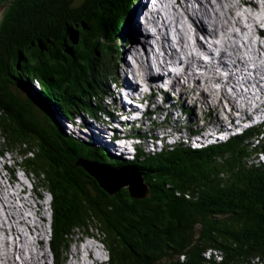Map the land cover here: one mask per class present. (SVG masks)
<instances>
[{"label":"trees","instance_id":"16d2710c","mask_svg":"<svg viewBox=\"0 0 264 264\" xmlns=\"http://www.w3.org/2000/svg\"><path fill=\"white\" fill-rule=\"evenodd\" d=\"M136 1L12 2L0 22V136L6 143L0 153L19 147L23 168L51 192V248L57 259L79 234H91L96 227L109 264L264 260L261 129L201 150L185 144L159 153L139 149L128 161L67 134L55 119L57 113L68 120L75 114L95 116V105L101 108L109 88L103 71L93 69L90 81L69 93L74 81L66 66L75 61L85 68L92 56L110 54L113 38L128 37L125 27ZM34 81L38 87L33 89ZM252 137L257 145H251ZM78 159L139 171L151 196L136 200L127 189L108 196L82 169L67 166Z\"/></svg>","mask_w":264,"mask_h":264},{"label":"bare ground","instance_id":"6f19581e","mask_svg":"<svg viewBox=\"0 0 264 264\" xmlns=\"http://www.w3.org/2000/svg\"><path fill=\"white\" fill-rule=\"evenodd\" d=\"M140 1L138 0L136 3V6L134 7V14L133 17L136 18V24L131 26V34L128 35L129 40H125V42L122 44V48L124 49L125 55L128 59V56L136 58L134 60V64L139 68H144V66H149L151 63L150 61H154L151 63V65H157L158 68L162 67L166 63V60H175L178 55L176 50H172L171 55L168 53L167 57L163 58L161 63V58H159V55L156 51V49L151 46L147 40L149 39H157L158 42L161 44L163 48L166 46L171 47L173 46L174 42L168 35V29L169 27H174L176 33H179V40L182 41V44L184 43V40L186 39L185 35L182 34V31L180 29H176V25H173L172 22L168 23V17H165L162 12L161 14H158L156 16L161 17L163 20L164 28L163 29H157L156 34L154 35L149 29V31H145V34L141 32V30L146 29V23L142 21V18L139 13V7L142 5ZM141 4H139V3ZM207 3V4H205ZM248 3V0H246V4ZM144 4V1H143ZM251 4V10L249 13H245V17L249 19L250 21H254V11L258 10V7L254 3ZM166 5H171L172 9L177 10L179 7L182 8L183 13H186V10L190 7L192 9L193 17L197 21V25L199 27V38L201 41H203L207 37V30L205 31V28H207V25H211L213 29L210 31L211 37L215 38V36H218L219 32H223L226 36H228L233 30H234V22L237 24L238 19L234 20V13L236 10L240 8V1L239 0H216L215 2H212V0H180L177 2V6H174L171 1L166 2ZM260 5V4H259ZM264 9V7L262 8ZM262 11V10H261ZM154 16V17H156ZM183 17V15H182ZM239 19L240 13H239ZM135 19L133 20L132 24L134 23ZM202 22V23H201ZM168 27V28H167ZM196 27V28H198ZM203 29V33H202ZM211 45V41H209ZM184 52L187 51V45L185 43ZM225 51L222 54V57H225L228 59V61L235 60L234 67L230 64V62L224 61L221 63L223 65V68L226 70H233V68H237L242 65L240 59H238L239 54L241 53V49L238 45L234 43H225ZM260 51H264V48H258V50H251L250 52H256L258 54ZM148 54V56H147ZM149 54L154 55L152 58H149ZM144 56H147L144 58ZM191 63L199 64L197 56L195 54H191L189 56ZM246 64V63H245ZM131 68V62L127 60V66L121 67L120 71L118 69V72L121 74L117 75V80L119 82V86L117 89H113V81L110 80L108 86V90L113 91V97L109 98V96L106 94L105 97L107 99L102 100L101 108H99V114L103 118H99L100 122H92L87 123L85 126H81L83 129L82 134L87 135H97L101 139H106L105 141L107 143H113L116 148H120L121 144L118 143L116 137L113 138V132L121 131L123 129L124 123L130 121V122H139L143 119H148V115H150L152 118L160 117L159 115L164 114L166 118L168 117L170 120V114L174 117V115L178 113H182V115L185 116V118L182 120L183 122L187 118H192L195 116V118H201L202 122H206L203 117L206 116L208 119L207 125H210L212 120L217 119L224 120L226 125H229L224 117L218 114L216 117H212L211 119L208 118L209 114L206 107H213L215 106L212 102H210L211 98L207 101L204 97L201 99V105H195V102L193 101V105H191V115L188 112H183V110L175 109V106L178 103V98L181 95V92H183V88L180 86L177 79H171L165 82L167 86H170L169 88H157L153 86H148L145 90H140L139 93H135L134 91L129 90V88L126 86V76H124L122 73L124 71H128ZM191 66L187 68L188 72H191ZM214 70V69H212ZM240 71H243L242 66L239 67ZM263 69H257L256 72L260 73ZM217 74V71H214V74ZM205 76H208L207 73H204ZM17 76V75H16ZM101 76V75H100ZM112 77V74H110ZM135 76H139L137 72H135ZM184 77L186 79H183L181 82L185 83L186 86H188L191 79H188V74H185ZM263 79V77H260ZM107 75H104V83L106 82ZM258 82V79H256ZM207 82L209 79L206 80ZM261 82V81H260ZM116 83V82H114ZM233 83V81H231ZM136 85H132V88L134 90H139L141 87L136 86V89L134 88ZM264 87V84H263ZM264 88H261L262 90ZM68 90V89H67ZM187 91V89H186ZM194 95V94H193ZM204 95V94H202ZM225 99H230L229 95L224 92L222 95ZM196 99V97L194 98ZM186 101V100H183ZM182 101V104H184ZM196 101V100H195ZM103 102H105L103 104ZM107 103V104H106ZM208 103V104H207ZM186 104L188 102L186 101ZM205 105L202 106V105ZM221 109V108H220ZM198 110H202L201 116L198 115ZM188 111V110H187ZM196 112V113H195ZM198 118V119H199ZM180 121V118H176V120L172 121V123L176 124ZM197 121V120H196ZM195 121V122H196ZM170 122V121H169ZM189 124H193L192 122ZM187 124V125H189ZM197 124H200L198 122ZM200 126V125H199ZM152 127V126H151ZM231 130H235V127H231ZM230 130V131H231ZM73 131V130H71ZM80 132V131H79ZM173 133L168 132V136L166 134L164 138L174 136V138H182V134H187L188 131H183V129L180 130H174ZM81 133V132H80ZM29 140V139H28ZM29 142V141H28ZM156 147L159 146L163 150L166 148V145L161 140L157 141L156 143L154 141H151ZM158 144V145H157ZM34 145V144H33ZM127 144H125L126 147ZM150 145V144H149ZM21 146V145H20ZM124 147V146H123ZM152 149V152L154 149L152 146H150ZM84 149V148H83ZM90 152V151H89ZM0 169L1 163H0ZM12 190V191H11ZM17 198L22 203V208L16 209L15 201ZM34 202H32L33 205ZM0 205L4 209L5 214V220H1L2 226L0 227L1 233H3L6 236L13 235L16 237V239L11 244L12 251L9 250L8 246H10L9 241L0 239V264H15L16 260L14 258L15 254L20 253L21 255H24V248L25 245L24 239L26 238L27 241V247L30 250V254L32 255L31 261H28L24 258L25 264H40L43 259L47 257V253L45 252L43 245L38 243H29V235L25 232L24 229L19 227L20 225H25V227L29 230L31 235H37L41 236L40 234H43V228L40 224V220L38 218H35V220L30 219V215L26 213L27 209L31 208L30 200L26 197L21 196L18 189H16L14 186L11 187V189L8 187L6 180L4 177L0 174ZM8 210V211H7ZM39 215V214H38ZM35 216V215H34ZM21 217L22 221H19L18 218ZM29 220V222H28ZM9 222L12 224V227H10ZM6 225H9V227H6ZM35 231H34V230ZM39 234H38V233ZM22 242V243H21ZM80 244H83V241L79 242ZM90 247V245H89ZM35 249V251H33ZM2 251V252H1ZM255 252V251H254ZM258 252V251H257ZM264 256V255H263ZM30 260V259H29Z\"/></svg>","mask_w":264,"mask_h":264},{"label":"clouds","instance_id":"9594fccd","mask_svg":"<svg viewBox=\"0 0 264 264\" xmlns=\"http://www.w3.org/2000/svg\"><path fill=\"white\" fill-rule=\"evenodd\" d=\"M36 86H37V82H36ZM105 99H107V97ZM95 110H96V115H97L98 119L102 118V117H100V114H99V105H97V104L95 105ZM96 115L95 116H90V117L89 116H85V117H87V118H96ZM59 116H60L61 119H63L64 123H62L60 120H57V122L62 128H64V130H65V132L67 134H71V136H73L76 139L81 140V141H85V142L93 141V143L96 146H101V147L105 148L104 141L100 137H91L90 140H83V139L86 138L84 135H87V134H82V133L80 134L79 137H76V136L79 135V131L74 129V128H72V126L74 125L73 122H72L73 118L68 120V119H66V117H64L60 113H57L55 118L59 117ZM164 116L165 115L163 114V117ZM79 117H81V116H79ZM157 118L158 119L153 118L154 122H153L152 125H150V122L148 121L149 127H147V128H155L154 131H149L150 133L153 134V136L150 135V136H148V138H146L147 135L140 134L142 132V130L144 129L143 127H141L143 129H141L139 131H136V130L132 129L133 127H131L132 122L124 123L122 132L125 134V136L128 137V139H122L119 134H117L116 139H117V141L119 139L118 143L121 144V147L119 148V150L122 151L123 146H125V144H127L126 147H130V154L131 155L130 154H128V155L119 154L118 156L117 155L116 156L119 157V158H124V159H126L128 161H133L137 157V155L139 154V151H138L139 149H143L148 154L149 153H155V152L159 153V152L163 151V149L160 148L159 146H158V149L157 150L154 149L153 152H152V150L148 149V148H150L148 143H149V141L151 140L152 137H157L162 142L164 141L166 143L170 140V138H172V139L174 138V136H171L170 138L169 137L164 138L165 137L164 135H160L159 133L156 132L158 126H160L162 128L165 126L164 125L165 123H164L163 119H161L159 117H157ZM65 125H67L68 128ZM71 130H73V131H71ZM195 133L196 132L194 130L188 129V134L190 136H194ZM74 135H76V136H74ZM158 135H160V136H158ZM166 135L168 136V131L166 132ZM88 136H95V135H88ZM131 136H133V137H131ZM134 137L139 138L140 142H136L134 139H132ZM162 138H164L166 140H163ZM1 140L2 139H1V136H0V142H1ZM166 143H165L166 147H175V146H170V145H168ZM175 144H178V143H175ZM178 145H180V144H178ZM11 154L12 153L9 152V151L5 152L3 155L0 153V158L2 159V157H3V159L1 160L2 163L0 162L1 166L3 165V163L5 164L4 166H2L1 172H5L6 174H8V175H10L12 177L16 176V178H18L17 174L19 173L20 175H23V177H20V179L24 178L26 180V182H27V184L29 186V189H28L29 193H27V194L25 193L24 197H26L29 200H31V202H30L31 205H32V202H34L33 205H32V208H29L28 214L30 215L32 220L35 219V218H38L40 220V224H41V226L43 228V234L41 236H37L35 234H34V236L38 240L37 243L40 242L42 245L47 247L48 253H47V251H46V253H47V255L49 254L50 262H52L53 260H56V264H109V261H110L109 251L107 250L105 244L103 243L102 236H100L99 233H91V234H83L82 233V234H79V237H77L76 240L73 243V244H75V249L72 250L71 249L72 246H71L69 251H68V253H66L64 255L65 257L63 256L62 260L59 261V259H57V257L55 256V254H54V252H53V250L51 248V243H52L51 223H52V219H53L52 207H51L52 201H53L52 194L47 188L46 189L41 188L42 191L37 194L38 184L34 182L35 181V177H32V174L30 172H27L23 168L21 162L18 163V166H17L16 160L13 159V157H15V155L12 154L13 155V157H12ZM7 155H10V156H7ZM113 155H115V154H113ZM10 160H13V164H10ZM93 162H96V161H93ZM99 164L105 165L103 163H99ZM105 166L112 167L110 165H105ZM112 168H114L116 170L134 171V170H132L130 168L129 169L128 168L117 169L115 167H112ZM135 172L140 173L139 171H135ZM140 174L142 175V173H140ZM17 182H19L18 179H17ZM19 187L20 186H18V188ZM34 194L37 195L36 201H33V198H32ZM47 196H48L49 199L45 200V199H47ZM40 200H43L42 204H40ZM19 208H22V205ZM2 213L4 214V209L0 210V215H2ZM20 226L26 228L24 225H20ZM46 230L49 233V239H50L49 242H47V245L45 244V237H44V232ZM91 238L96 239V244H94V245L93 244L92 245L91 244H87V241L89 239H91ZM80 241H83V244L81 245V247H79L77 249V246H79L78 243ZM89 245H90V247L87 248ZM95 245H97L99 247V250L102 253V256L99 257V258H95L96 255H95L94 248H93V246H95ZM69 253H70V255H69ZM206 256L209 258V252L206 253ZM256 258H260V257L253 258L251 260V262L253 260H255ZM100 259H104V261H101ZM42 263H43V260L41 261V264Z\"/></svg>","mask_w":264,"mask_h":264},{"label":"rangeland","instance_id":"374dc122","mask_svg":"<svg viewBox=\"0 0 264 264\" xmlns=\"http://www.w3.org/2000/svg\"><path fill=\"white\" fill-rule=\"evenodd\" d=\"M138 1V0H137ZM136 1V2H137ZM144 2L145 1H147V0H143ZM143 1H140L141 3H142V5L140 6V7H144L143 5ZM183 1V0H182ZM216 0H212V2H215ZM240 1V0H239ZM244 2H245V4H246V0H243ZM139 3V2H138ZM141 3H139V4H141ZM137 4V3H136ZM205 4H207V3H205ZM259 7L262 9V6H264V0H260L259 1ZM145 8H146V6H145ZM180 9H182L181 7H179ZM177 9V10H174V9H172V7H171V5H166L165 4V9L167 10V11H169V12H167L168 14H170V15H172V11H170V10H173V21H172V23H173V25H176L177 23H179V22H181V13H180V9ZM261 9H259L260 11H261ZM239 10V9H238ZM238 10H236L235 12H233L234 13V20L233 21H235V19H238V22H237V24H235L236 22H234V26L235 25H238L239 24V22L242 20V17H241V15H240V18L241 19H239L238 17H239V13H238ZM251 10V9H250ZM249 10V11H250ZM263 9H262V13H263ZM134 12H135V10H133V14H134ZM194 13V12H193ZM246 13V12H245ZM133 14L131 15V14H129V18H128V20H127V26L125 27V32H126V36H127V27H128V23H129V21H130V26H129V29H128V34H129V36H130V34H131V30H130V28H131V26H133L134 24H136V18L135 17H133ZM165 17H168V15L167 14H163ZM244 17H245V14H244ZM135 19V21H134V23L132 24V22H133V20ZM235 29V28H234ZM259 30L262 32V34H264V27H260L259 28ZM234 31V30H233ZM141 32H142V34H143V32H144V30L142 29L141 30ZM183 34V33H182ZM184 35V34H183ZM117 38H113V41H111L112 43L110 44V47L108 46V48H109V51H110V54H105V53H103V52H100V54H99V56H92V58L94 59V61H92V63L88 66L87 65V67L85 66V68H80V67H82V66H84V64L83 63H81V62H69V64L66 66V69H67V75L68 76H70L71 77V80L72 81H74V82H71V84H70V86L68 87L69 89H68V92L70 93L71 91H73V90H75V86L76 85H81V86H85V83H86V81H90L89 79L91 78V75H92V71H93V69H98V70H101V71H103V72H105V73H101V78H103L104 79V75H107V79H106V82H105V84H107L108 82H110V80L112 81L113 80V82H116V83H118V80H117V73H118V75L119 74H121L120 72H118V69L120 70V71H122L121 70V67H123L124 66V62H125V66H127V57H126V55H125V52H124V49L122 48V44L125 42V40H129L128 38H125L123 35H119V36H116ZM215 37H217V36H215ZM166 49H167V47H166ZM254 50V49H253ZM255 51V50H254ZM262 52H264V51H262ZM260 53V52H259ZM129 58H128V60L130 59V56H128ZM109 63V66H107V64ZM90 66H91V70H90ZM144 67H146V66H144ZM99 72V71H98ZM98 72L96 73V74H98ZM109 72H114L112 75V77H110L109 78V76H110V74H109ZM115 77H116V79H115ZM126 80H128V78L126 77ZM89 83V82H88ZM179 84H180V86L183 88V92H181V95H180V97L178 98V103H177V105L175 106V109H179V110H183V112H188V113H190V115H191V112L192 111H190L191 110V105H189V104H186V101H183V100H185V97H183L185 94H186V89L187 90H189V91H194V90H199V86H200V84H198V85H195L194 86V88L191 90V84H192V80L189 82V83H187V84H189L188 86H186L185 85V83H183V82H179ZM264 84V83H263ZM69 85V84H68ZM33 89L34 88H37V86H36V82L34 81L33 82ZM134 88L136 89V86H134ZM260 88V87H259ZM105 92H107V95L109 96V98H111V97H113V91L110 89V90H106L105 89ZM211 93L213 94V92L211 91ZM194 95H197V94H194ZM202 97H204L207 101L209 100V95H206V94H204V95H200V96H196V99H194V100H196V102H195V105L197 106V105H201V100H199V99H201ZM106 97L104 96V99H105ZM182 101H183V103L184 104H182ZM211 101V100H210ZM105 102H103V104H104ZM107 104V103H106ZM208 104V103H207ZM214 104V103H213ZM105 105V104H104ZM192 105H193V102H192ZM205 105L206 104H204V105H202V106H204L205 107ZM206 109H207V111H208V113H216V112H218V114L220 113V107L219 106H213V107H206ZM188 110V111H187ZM198 112V115L197 116H201V115H199V114H201V112H202V110H198L197 111ZM100 117H101V115H100ZM103 118V117H102ZM199 118V117H198ZM195 118V116L194 117H192V118H187L184 122L182 121V119H180L181 121H182V127L186 124V127H190V126H188L187 124H189V123H193V124H195V121H196V123H198V122H200V124H196V125H193V126H191L190 128L193 130L195 127H202L203 126V124H202V120H201V118ZM208 118H209V116H208ZM56 119V121L57 120H60L62 123H64L63 122V119H61L60 118V116L59 117H56L55 118ZM167 120L169 119L168 117L166 118ZM203 119L205 120V121H207L208 119L206 118V116L205 117H203ZM145 120H147V121H149L150 122V125H152L153 124V122H154V120H153V118L150 116V115H148V119H143V120H141V121H139V122H137V124H140V128H139V130H141V129H143L142 130V132L140 133V134H145V135H147L146 136V138H148V136H153V134L152 133H150L149 131H154V129L155 128H147V127H143V121H145ZM170 121V120H169ZM167 122L170 126H173V123L170 121V122ZM72 122H73V126H72V128H74V129H76V130H78V131H80L81 133H82V131H83V129L81 128V126H85L87 123H92V122H100V119H98V117H97V115H96V118H87V117H79L77 114H75L74 116H73V120H72ZM87 122V123H86ZM128 122H130V121H128ZM128 122H126V123H128ZM156 122V121H155ZM178 123V122H177ZM67 124V123H66ZM155 124V123H154ZM200 125V126H199ZM67 128H68V126L67 125H65ZM124 126V125H123ZM141 127H143V128H141ZM123 128V127H122ZM122 130L123 129H121V131H118V133H116V131H114L113 132V138L114 137H117V134H119L120 136H121V138L122 139H128V137L127 136H125V134L122 132ZM184 131V130H183ZM79 132V135L78 136H76V135H74V136H76V137H79L80 136V133ZM86 138L85 139H83V140H90V138L91 137H99V136H97V135H95V136H88V135H84ZM158 136H160V135H158ZM193 137V142H196L197 140H198V138H196L195 136H192ZM82 139V138H81ZM104 142H106L104 139H102ZM160 139L159 138H157V137H152L151 138V140L149 141V143H148V145L149 146H152V148L153 149H155V150H157L158 149V146H157V148H156V146L151 142V141H154L155 143L157 142V141H159ZM180 140V138H174V139H172V138H170V142L171 143H174V142H177V141H179ZM5 142L3 141V140H1V142H0V150H2V149H4L5 148ZM110 144H112V143H110ZM103 145V144H102ZM106 146H108L107 144H105ZM158 145V144H157ZM149 150H152L151 148H148ZM20 149H19V147L16 149V151H13L14 153H12L13 155H15V157H13V155L11 154V156L13 157V159H15L16 160V164H17V166H18V163L19 162H22L21 161V157H20V151H19ZM122 155H128V154H130V147H123L122 148V153H121ZM131 155V154H130ZM7 156H10V155H7ZM29 156H33V154L31 153V154H29ZM3 159V158H2ZM2 159H0V161L2 160ZM10 164H13V160H10ZM0 174H1V169H0ZM32 174V177H35V183H37L38 184V190H37V194L38 193H40L42 190H41V188H44V189H46V187L45 186H43L42 185V183H44L43 181H39V179L34 175V173L32 172L31 173ZM2 175V174H1ZM8 175V174H7ZM7 175L6 176H4V175H2L3 177H4V179H6L7 178ZM19 175V173L17 174V176ZM17 182V181H16ZM10 189H11V187H9ZM12 191V190H11ZM28 196V195H27ZM36 197H37V195L36 194H34L33 195V201H36ZM49 198H48V196H47V199H45V200H48ZM42 202H43V200H40V204H42ZM16 203V202H15ZM31 208H32V206H31ZM28 211H29V209H27V211H26V213L28 214ZM30 219H31V217H29ZM33 220H35V219H33ZM28 222H29V220H28ZM25 226V225H24ZM34 230V229H33ZM35 231V230H34ZM0 232H2V231H0ZM38 233V232H37ZM39 234V233H38ZM40 235H42V234H40ZM24 241H25V245H27V241H26V238L24 239ZM22 243V242H21ZM79 244V246H77V249L79 248V247H81V245L82 244H80V243H78ZM87 244H96V239H93V238H91V239H89L88 241H87ZM44 246V245H43ZM98 247V246H97ZM25 252L26 251H28V247L27 246H25ZM44 248V250H45V252L47 251V253H48V249H47V247L46 246H44L43 247ZM87 248H89V246L87 247ZM71 249L72 250H74L75 249V244H73L72 245V247H71ZM73 252V251H72ZM49 255V254H48ZM65 255V254H64ZM63 255V256H64ZM69 255H70V253H69ZM62 256V257H63ZM65 257V256H64ZM59 259V258H58ZM62 258H60L59 260H61ZM28 261H30V260H28Z\"/></svg>","mask_w":264,"mask_h":264},{"label":"water","instance_id":"95a60500","mask_svg":"<svg viewBox=\"0 0 264 264\" xmlns=\"http://www.w3.org/2000/svg\"><path fill=\"white\" fill-rule=\"evenodd\" d=\"M13 1L14 0H4L0 4V22L6 9ZM67 166L71 169H82L89 181L93 179L98 187L112 198L116 197L124 189H127L130 197L136 200H145L151 196L150 189L145 183L144 176L138 172L116 170L112 167L101 165L97 162L86 159H78L74 163L69 162ZM76 176H78L77 173ZM93 230L94 232L92 231V233H98L96 227H94ZM99 234L101 236V232H99Z\"/></svg>","mask_w":264,"mask_h":264},{"label":"built area","instance_id":"2783aa9c","mask_svg":"<svg viewBox=\"0 0 264 264\" xmlns=\"http://www.w3.org/2000/svg\"><path fill=\"white\" fill-rule=\"evenodd\" d=\"M261 261H264L263 259L260 258H256L255 260H253L250 264H262Z\"/></svg>","mask_w":264,"mask_h":264}]
</instances>
